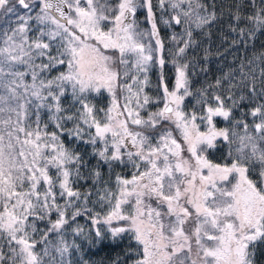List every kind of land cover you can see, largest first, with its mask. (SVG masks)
Here are the masks:
<instances>
[{
	"label": "snow or ice",
	"instance_id": "obj_1",
	"mask_svg": "<svg viewBox=\"0 0 264 264\" xmlns=\"http://www.w3.org/2000/svg\"><path fill=\"white\" fill-rule=\"evenodd\" d=\"M166 0H159L164 6ZM177 14L172 17L176 24L181 23V13L187 24L194 23L196 28H202L215 20V12H208L207 7L199 2L192 6V0H167ZM264 3V0H261ZM82 3L85 6H81ZM17 4L26 9L25 15L17 17V26L4 29L0 37V89L6 94L0 95V113H7V118H0V264H43V257L49 255L47 246L36 251L38 243L46 245L48 232L60 230L67 224L66 211L74 206L82 194L71 187L70 177L73 173L69 165L80 164V157L66 149L56 132L42 133L40 128V109H54L60 113V97L70 85L72 93L84 109L81 119L89 127H95V136L104 142L105 147L99 155L105 160H121V148L129 143L136 149L127 152L129 161L134 167L140 164L133 160L136 157L146 165L144 171L133 174L130 180L117 177L118 194L105 190L106 199L111 204V210L101 221L92 217V224L103 222L111 226L113 220L128 222L127 227L110 228L111 235L116 237L122 233L131 232L135 240L142 245V259L136 264H176V257L187 254L180 264H253L254 249L258 242H264V148L257 140L264 142V104L253 108L250 115L259 119L253 125L256 136L248 133V125L243 124L246 135L239 137L240 146L236 149L237 156L231 166L212 164L201 153L204 146L214 147L217 137L229 140L227 129L217 130L212 121L214 117L230 118V109H225L220 96H215L216 107H207L206 115L197 117L195 113L185 114L181 110L188 90L187 64L176 69V81L172 91L164 87L163 109L149 113L147 119L140 117L139 111L129 105L135 100L137 109L145 108L150 98L140 99L143 84L137 92L132 91V84H124L129 96L125 97L124 111H119L115 98V89L120 73L113 65L118 61L125 66L123 76L138 82V76H130L135 70L137 74L146 73L149 62L153 60V49L140 42L143 35L136 31L135 21L131 19L137 8L136 0H119L115 8L100 4V0H0V10L4 14L15 13ZM187 5V10L183 9ZM74 9V16L64 11ZM148 20L151 21L150 35L156 37L157 51L162 52L164 45L159 39L155 17L152 12L151 0H146ZM39 7L35 16L30 13ZM201 11L204 15H201ZM115 13V15H111ZM56 14H59L58 16ZM235 19L238 21L240 16ZM264 27V7L256 14L247 17ZM36 25L35 38H30L33 31L29 21ZM61 20L64 22L62 23ZM111 23L105 30L104 25ZM164 23H169L164 21ZM244 35V30H240ZM191 38L192 32L186 30ZM254 36V32L248 33ZM175 39V37H173ZM47 40L48 42H45ZM53 44L57 55L50 54ZM188 46L178 50V55L184 53ZM110 50L113 54H106ZM118 54V56L116 55ZM47 56V64H36L39 58ZM128 56L134 57L129 68ZM161 65L164 60L159 59ZM24 65L26 71L17 67ZM56 65H66V71L61 72L51 80L41 79L44 71ZM31 76L32 83H24L25 77ZM219 83V81H217ZM57 91H53V89ZM107 89L112 94V106L106 113V121L101 124L93 115V108L84 102L83 94L99 92ZM183 94H180V93ZM47 93V95H45ZM51 99L52 104L47 103ZM33 101L36 103L33 104ZM11 102V103H10ZM13 103L15 106H12ZM34 108V111H30ZM116 111V115L111 113ZM16 119H12L11 114ZM32 115L35 127L28 123ZM124 117V118H121ZM56 127L63 131L62 119L73 120L75 117L53 115ZM197 119L207 122V131H201ZM162 120H170L181 130L183 142L186 144L188 158L182 155L181 144L172 138L170 132L161 135L156 146L150 143L149 136L144 132L131 131L132 125L145 128H155ZM242 123V122H237ZM47 126H45L46 128ZM71 134L72 130H68ZM77 126L75 132L80 134ZM23 134V138H21ZM108 134L111 136V157L107 155L109 145ZM235 135V133H233ZM247 150V151H246ZM231 155V153H229ZM250 162H258L262 166L259 175L260 186L249 179ZM49 167L57 170L60 198L69 199L64 206L57 204V194L53 191V178L49 176ZM205 170L207 175H205ZM79 175V173H76ZM98 177L99 173H95ZM235 180L233 183L232 181ZM47 185L43 192L40 187ZM89 193L83 194L86 203ZM134 198L132 213L125 215L122 206ZM145 198H155L157 207L145 203ZM165 207L166 211H160ZM52 211L58 219L52 223L48 232L40 241L34 239L37 232L35 219L43 220ZM84 211H90L85 208ZM81 210L73 213L80 215ZM30 217L35 218L30 222ZM164 217L169 219L164 223ZM194 221L195 227L185 230V225ZM77 233L81 229L75 230ZM96 235H101L96 229ZM61 246L56 249L61 257L68 253L70 247L61 238ZM7 247V252H5ZM195 249L196 259H191ZM61 264H65L62 260ZM70 264V262H69Z\"/></svg>",
	"mask_w": 264,
	"mask_h": 264
},
{
	"label": "trees",
	"instance_id": "obj_2",
	"mask_svg": "<svg viewBox=\"0 0 264 264\" xmlns=\"http://www.w3.org/2000/svg\"><path fill=\"white\" fill-rule=\"evenodd\" d=\"M158 1L151 0V5L159 39L164 45L162 52L156 50V37L149 34L151 21L148 20L146 0H136L137 8L133 16L137 21L139 30L147 34L145 41L153 49V60L149 62V70L146 74L147 85L143 91H148L152 96H155L152 98H155L157 105L160 104L164 95L160 86L161 81L165 79L171 83L174 76L177 75V67L187 64L188 90L191 94L185 96L181 110L185 114L195 113L197 117H202L206 115L207 107L217 106L214 97H221L225 109L231 111L230 118L225 120L222 117H214L213 125L217 130L227 129L229 140L232 143L223 140L222 137H217L213 142L214 147L206 146L204 154L210 156L215 164L231 163L234 159V148L240 142L239 137L246 135L243 124L248 125L247 134L257 135L253 125L258 123L259 119L253 118L250 112L256 106L264 104V27L258 28L256 23L247 19V17L255 15L259 8L264 7V3L261 0H192L193 7L199 2L207 7L208 12L214 11L215 20L202 28H196L195 17H193V23L187 24L184 22L185 18L181 13V23L176 24L172 17L177 14V11L168 8L167 11L163 12V15L171 20L170 30L167 31L160 24L159 17L161 13L156 7ZM11 3H16V0H10ZM118 3L119 0H100V4L110 8H115ZM184 7H186V11L187 5H184ZM37 9L39 7L35 8L30 15L35 16ZM26 12L27 10L18 4L15 13L5 15L3 10H0V37H2L4 29L16 27L17 17L25 15ZM111 15H115V13H111ZM201 15H204L203 11H201ZM237 15L240 16L238 21L235 19ZM29 24L33 28L29 36L35 38L38 34L36 32L38 26L34 20L29 21ZM241 29L244 30L243 36L240 33ZM186 30L192 32L191 38L187 36ZM250 32H254L255 35L249 36L248 33ZM186 41H188V46L185 48L184 53L178 55L179 48L185 47ZM45 42L48 41L45 40ZM49 51L51 55H57L55 44ZM161 57L164 60L163 65L159 63ZM35 63L47 64L48 58L47 56L39 58ZM131 65L132 63L129 61L128 67L131 68ZM120 67L123 74L125 66L121 65ZM17 70L26 71V68L22 65V67H17ZM65 71L66 65H56L54 68L44 71L41 79L51 80ZM133 71L130 72V75L133 74ZM123 80V84L130 83V78L123 77ZM24 83H32L30 75L25 77ZM65 87L66 91L60 97V106L63 111L54 113V109L51 111L48 108L40 109V128L42 133L44 131L48 133L56 132L64 147L80 157L79 165L72 164L68 167L73 173L70 177L71 187L74 191L80 192L82 197L75 200L74 206L67 209L66 219L68 222L60 230L48 232L52 223L58 219L55 211L46 215L43 220L30 217V222L35 219L37 229L34 234L35 240L40 241L41 237L48 232L46 245L38 243L36 251L40 252L41 249L47 246L49 255L43 257V264H61L62 260L65 264H69V262L70 264H136L138 260L142 259L143 247L135 240L133 233L126 232L113 237L110 232V228H114L112 224L109 226L101 222L93 225L92 217L98 214V218L102 221V218L111 210L115 199H112L110 204L103 198L106 195V189L113 194H118V176L124 179L133 174H138L140 170H145L146 165L139 162L140 168L137 169L134 167L133 162L129 161L127 151L122 149L121 160H105L102 158L99 152L104 149V142L100 139H97L95 144L91 142L92 137L95 136V127H89L88 124L83 122L81 113L84 109L74 97L71 86L66 85ZM53 91L57 90L54 88ZM4 93L6 94L5 91ZM181 94L183 93L181 92ZM82 98L85 103L93 108L95 118L101 124L105 123L110 103L107 93L101 89L99 92L83 94ZM35 103L33 101V104ZM47 103L52 104L53 101L49 99ZM12 106H15V104L13 103ZM30 111H34V108H30ZM54 114L61 117L73 116L75 119H62L60 123L63 126V131H61L56 127V121L51 119ZM7 115L6 113V118ZM11 115L12 119L15 120V114ZM35 119V115H32L28 121L33 127H35L33 123ZM238 121L242 123H237ZM196 122L200 129L207 130L206 121L197 119ZM174 125V122L164 123L160 121L155 128L145 129L148 131H171L172 134L177 135L178 131L175 130ZM45 126L47 127L45 128ZM77 126L81 130L79 135L75 132ZM68 130H72L71 134ZM147 135L150 136L149 132H147ZM21 138H23V134H21ZM149 138L150 142L155 143L154 135ZM177 140L180 141L179 136ZM107 141L109 145L107 155L111 157L113 149L111 148L112 141L109 136ZM257 143L260 144L261 141L257 140ZM255 166L258 168L256 164ZM77 172L79 175L76 174ZM95 173H99V176L97 177ZM48 174L53 178L55 185L53 191L57 194L56 202L64 206L65 201L69 198L66 196L60 198L59 196L57 170L49 167ZM46 187L47 185L41 186L40 191L43 192ZM84 193L90 194L86 203L83 201ZM85 208L90 211H84ZM77 209L81 210V214L73 219V213ZM97 228L101 233L99 237L96 235ZM76 229L82 231L77 233ZM61 238L68 245L75 244L78 248L70 247L68 253L61 257L56 251L61 246ZM254 249L256 256L253 264H264V242H258ZM4 250L7 252V247ZM185 258L176 260V264H180V261L185 260Z\"/></svg>",
	"mask_w": 264,
	"mask_h": 264
},
{
	"label": "rangeland",
	"instance_id": "obj_3",
	"mask_svg": "<svg viewBox=\"0 0 264 264\" xmlns=\"http://www.w3.org/2000/svg\"><path fill=\"white\" fill-rule=\"evenodd\" d=\"M81 6H85L83 3H82V5ZM156 7L158 8V11L161 13V15H160V24L164 27V28H166L167 29V31H169L170 30V18L169 19H167L164 15H163V12H165V11H167V9L169 8V9H171V10H173L171 7H170V4L167 2V0H166V2H165V4H164V6L163 7H161L160 5H159V1L156 3ZM183 7V9L185 10L186 9V7H184V5L182 6ZM37 11H39V9H37ZM177 11V10H176ZM69 15H72V16H74V9L73 10H69ZM132 20H134L135 21V24H134V27L136 28V31L137 32H139V33H142L143 35H141V37H140V42L141 43H143V44H145V46L147 47V42L145 41V38L147 37V34L144 32V31H141V30H139V27L137 26V21L133 18ZM164 21H168L169 23H164ZM112 25H111V23H108V24H106V25H104V28H105V30H107V28L108 27H111ZM147 40V39H146ZM145 41V42H144ZM106 51V54H109V55H112L113 53L110 51V50H105ZM117 56H118V54H116ZM131 63H132V61L134 60V57H132V56H128V57H126ZM121 64H119V62L117 61L114 65H113V67H114V69L116 70V71H118L119 73H120V78L118 79V81H117V87H116V89H115V98H116V101H117V105H118V109L117 110H119V111H124V105H125V103H127V101L125 100V97H127V96H129V93H128V91L125 89V88H123V87H121V85H124L123 84V82H124V80H123V77L124 76H122L123 74H122V71H121ZM18 67H22V65H19ZM149 70V69H148ZM147 70V71H148ZM146 74H147V72L146 73H139V74H137L136 72H135V70L133 71V74L132 75H137L138 76V82H136V83H134L131 79H130V83L129 84H132L133 85V87H132V91L133 92H137L138 90H139V88H140V83L139 82H142V81H145V76H146ZM132 75H130V76H132ZM175 81H176V75L174 76V78H173V80H172V82L170 83L169 81H167V80H165V79H163L162 81H161V90H163L162 92H164V87L165 86H167V88H168V90L169 91H172L173 90V88H174V86H175ZM127 84V83H126ZM146 85H147V82H145L144 84H143V90H145L144 88L146 87ZM102 90H104L106 93H107V95H108V97H109V99H110V103H109V106H108V109L112 106V94L111 93H109L108 91H107V89H102ZM4 91L5 90H3V89H0V95H3V94H5L4 93ZM146 93V94H145ZM143 94H145L146 96H148L149 98H150V102H149V104L145 107V108H143V109H137L136 108V105H135V100L133 99V102L129 105L130 107H132L133 109H135V110H137V111H139V113H140V117L141 118H143V119H147V117H148V114L149 113H155V112H157V111H159V110H161V109H163V107H164V103H165V99H164V95H163V97H162V101H161V103L160 104H158L157 105V103H156V101H155V98H152V97H155V96H152V94L151 93H149L148 91H142L141 92V94H140V98H142L141 99V101L143 100V96H145V95H143ZM181 94V93H180ZM156 97H158V96H156ZM159 98V97H158ZM161 98V97H160ZM0 106H3L2 104H0ZM141 110H144V111H141ZM111 115H113V116H115L116 115V111L114 110L112 113H111ZM0 118H6V113H0ZM121 118H124V117H121ZM164 123H166V122H173V121H170V120H162ZM107 122V121H106ZM197 123V122H196ZM212 123H213V121H212ZM175 124V123H174ZM162 127H163V125H162ZM174 128H175V130L176 131H178L177 132V135L180 137V141H178L177 140V138H178V136L176 135V134H172L171 133V131H170V133H171V136H172V138H174V139H176V141L178 142V143H180L181 144V147H182V149H183V151H182V155L185 157V158H188L189 156H190V154L187 152V150H186V148H187V146H186V144L183 142V137H182V134H181V130L180 129H178L177 127H176V124L174 125ZM129 129L131 130V131H140V132H144V134L145 135H147V132H149V134H150V136H152V135H154V139H155V143L154 142H150L153 146H156V144L158 143V140H159V138H160V136L161 135H163V134H165L166 132H169V131H148L149 130V128H146V129H148V130H146L145 129V127H143V126H136V125H132L131 123H130V121H129ZM201 131H207L206 129H203V128H201L200 129ZM108 136H109V138L111 139V136H110V134H108ZM147 136H149V135H147ZM149 136V137H150ZM243 136H245V135H243ZM241 137V136H240ZM262 143V142H261ZM259 144L260 145V147L261 148H264V142H263V144ZM129 146H132L130 143H129ZM240 146V142L236 145V147L234 148V150H235V154H234V158L237 156V153H236V149L238 148ZM133 147V146H132ZM206 146H204V148H205ZM122 150H125V151H127V152H129V151H132V152H135L136 151V149L133 147V149L132 148H128V147H126V148H121ZM247 151V150H246ZM209 162H211L212 164H215L214 162H213V160H212V158L210 157V156H206L205 154H204V151L201 153ZM133 160H135V162L136 163H139V162H141V161H139L136 157H133ZM232 163V162H231ZM231 163H228V164H220L221 166H231ZM255 164L258 166V168L255 166ZM248 167H249V173H248V177H249V179H252L254 182H256L257 183V186L259 187L260 186V182H261V177H260V175H259V173H260V171L262 170V166L258 163V162H250L249 164H248ZM257 170V171H256ZM141 171V170H140ZM144 171V170H143ZM137 174V173H136ZM139 174V173H138ZM137 174V175H138ZM205 175H207V171L205 170V173H204ZM133 176V175H132ZM132 176H130V177H127V178H124V179H127V180H130L131 178H132ZM233 183L235 182V180H233L232 181ZM145 203L146 204H151V206H154V207H157V203H156V201H155V198H152V199H148V198H145ZM132 205H134V198H130V203L129 204H125V205H123L122 206V212L125 214V215H128V214H130V213H132V211H133V208H132ZM160 211H166V208L165 207H161L160 208ZM164 219V223L165 224H167L168 222H169V219L168 218H163ZM102 221H103V218H102ZM112 225H113V227L114 228H116V227H127V225H128V222H126V221H117V220H113V222H112ZM195 227V223H194V221H189L186 225H185V230L186 231H190L191 229H193ZM255 248V247H254ZM253 252H254V255H253V257H252V259H253V262H255L254 261V259H255V256H256V252H255V249H251ZM186 253L185 254H181V255H179V256H177L176 257V260H180V259H182V258H185L186 257ZM191 259H196V256H195V249L193 250V253L191 254Z\"/></svg>",
	"mask_w": 264,
	"mask_h": 264
},
{
	"label": "water",
	"instance_id": "obj_4",
	"mask_svg": "<svg viewBox=\"0 0 264 264\" xmlns=\"http://www.w3.org/2000/svg\"><path fill=\"white\" fill-rule=\"evenodd\" d=\"M64 11L68 14L69 10H68L67 6H65ZM56 15L58 16L59 14H56ZM131 19H132V17H131ZM61 22L63 23L64 21L61 20ZM128 148H132L133 149V147L129 146V145H128Z\"/></svg>",
	"mask_w": 264,
	"mask_h": 264
}]
</instances>
